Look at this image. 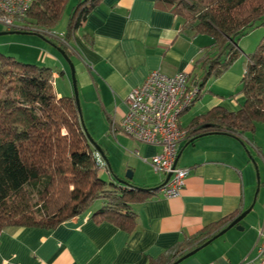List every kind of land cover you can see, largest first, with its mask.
<instances>
[{
	"label": "crops",
	"instance_id": "1",
	"mask_svg": "<svg viewBox=\"0 0 264 264\" xmlns=\"http://www.w3.org/2000/svg\"><path fill=\"white\" fill-rule=\"evenodd\" d=\"M3 31L8 29L0 28ZM211 43L209 35L185 30L182 19L159 0H99L89 11L66 44L67 55L89 129H108L115 139L110 145L99 143L112 173L114 162H121L132 172L130 184L156 188L163 182L164 174L155 173L150 164L159 148L117 133L125 97L152 70L199 74L196 60ZM246 54L242 50L225 72L207 80L200 96L183 112L190 116L186 122L216 105L239 107L241 95L232 94L245 68L236 63L243 60L245 65ZM60 57V62H49L57 64L63 75L59 81L54 71L53 89L57 95H72L71 73ZM241 138L244 144L228 134L182 141L177 165L189 172L180 194L166 198L155 192L134 202L137 215L132 231L95 222L93 208L51 229L8 227L0 234V264H148L205 225L230 214L236 217L250 206L238 223L241 229L229 228L178 264H256L255 245L264 222V192H260L264 190V124L257 123L252 134Z\"/></svg>",
	"mask_w": 264,
	"mask_h": 264
},
{
	"label": "trees",
	"instance_id": "2",
	"mask_svg": "<svg viewBox=\"0 0 264 264\" xmlns=\"http://www.w3.org/2000/svg\"><path fill=\"white\" fill-rule=\"evenodd\" d=\"M98 1L77 0L68 12L66 31L55 35L52 28L69 0H33L26 15L17 18L20 27L16 29L40 33L68 54L66 44ZM159 2L182 19L185 30L212 39L196 60L201 72H189L199 88L195 100L208 79L220 76L240 56V38L264 25V0ZM245 56L238 109L216 105L193 117L185 126V140L228 134L243 142L241 137L252 134L257 123L264 124V38ZM54 71L0 52V234L12 226L51 229L91 208L95 222H111L130 232L137 215L133 203L145 200L159 186L123 185L111 176L108 163L104 168L109 178L100 176L97 150L82 126L74 96L57 95ZM234 218L230 214L205 225L148 264H171Z\"/></svg>",
	"mask_w": 264,
	"mask_h": 264
},
{
	"label": "built area",
	"instance_id": "3",
	"mask_svg": "<svg viewBox=\"0 0 264 264\" xmlns=\"http://www.w3.org/2000/svg\"><path fill=\"white\" fill-rule=\"evenodd\" d=\"M32 2L0 0V23L7 29L19 28L17 18L26 15ZM198 92L199 88L188 72L167 75L156 69L125 97L126 110L118 128L135 141L159 148L150 164L155 173L165 177L170 173L168 180H163L156 191L166 198L180 194L189 172L187 167L175 164V160L179 144L188 136V129L180 124V116L194 103ZM95 158L97 164L104 167L98 152ZM255 252L256 264H264V222Z\"/></svg>",
	"mask_w": 264,
	"mask_h": 264
},
{
	"label": "rangeland",
	"instance_id": "4",
	"mask_svg": "<svg viewBox=\"0 0 264 264\" xmlns=\"http://www.w3.org/2000/svg\"><path fill=\"white\" fill-rule=\"evenodd\" d=\"M76 2H77V0H69V2L67 3L65 11L62 13V15L60 16L57 23L53 26L52 33H54L55 35H60L64 31H66L67 23H68V12H69L71 6L76 4ZM0 28H2L3 30L6 29V27L1 23H0ZM262 38H264V25H260L258 27L251 29L246 35L241 37L240 40L238 41V47L241 50H243L245 53H251L257 47V45L260 43ZM0 52L4 53L6 55L14 56L17 60L25 62V63H35V64H39V65L50 66L53 69H55L56 72H58V80L59 81L63 80L62 79L63 75H60L61 68L56 67L57 64L55 66L54 65L55 63L54 64L49 63V62L53 63V60L55 62H60L59 57L62 54L59 52L58 48L53 45V43H51L49 40H47L44 37H40L37 34H32V33L0 34ZM53 56L56 60L53 58ZM64 61H65V64H67V68L70 71V69H71L70 64L68 63L67 60L64 59ZM242 61L243 60H237L236 64L238 66H240V68H241V66L243 68H245V65H243ZM59 64L61 66V63H58V65ZM242 72L244 73V70ZM239 91H240V86L237 89V91L234 92L232 95L239 94L238 93ZM240 101L242 102V98ZM82 117H83V122H84V125H85L88 133L90 134V136L92 137V139L95 142H97L98 144L101 143L102 145H110V141L115 143L114 142L115 139L113 138V134L111 132L108 133V129H107V132H105V130H102L101 128L100 129L99 128H97V129L91 128V130H90L89 126H88L87 117H85L83 113H82ZM189 117H190L189 114H187V113L183 114L181 116V120L185 123L189 119ZM187 123L188 122H186L185 124L187 125ZM258 124H262V123H258ZM117 133L124 134L121 130L118 131ZM94 137H98L99 141ZM116 156H119V155L117 154ZM116 158H119V157H116ZM118 163H119V161H118ZM114 167H115L114 173H116V174L113 173L111 176L114 177V176L118 175L119 177L122 176L121 178L124 179L126 173L129 171V169L124 168V165L121 162L119 164L114 162ZM99 174L104 179L109 178V174L107 173L106 169L103 166H102V168L99 169ZM131 181L134 182L133 176L131 178ZM260 192H264V190H261ZM94 203L98 204L99 200H96Z\"/></svg>",
	"mask_w": 264,
	"mask_h": 264
},
{
	"label": "water",
	"instance_id": "5",
	"mask_svg": "<svg viewBox=\"0 0 264 264\" xmlns=\"http://www.w3.org/2000/svg\"><path fill=\"white\" fill-rule=\"evenodd\" d=\"M2 33H32V34H37L38 36L40 37H44L43 35H41L40 33H36V32H32V31H23V30H19V29H13V30H8V31H3V32H0V34ZM45 38V37H44ZM54 45V44H53ZM55 47L58 48L59 52L62 54L61 56L68 61V63L70 64V72H71V83H72V89H73V96H74V99H75V103H76V106H77V109H78V112H79V115H80V120H81V123H82V126L86 132V135L89 139V141L93 144V146L95 147V149L97 150V152L101 155V157L105 160L106 163H108V160H107V157L105 156L101 146L95 142L92 137L90 136V134L88 133L85 125H84V122H83V117H82V111H81V106H80V100H79V94H78V88H77V84H76V78H75V73H74V67H73V64L69 58V56L66 54L65 50L62 49L61 47L59 46H56L54 45ZM178 157H179V152L177 154V157H176V160H175V164H177V160H178ZM252 162L253 159L252 157L250 156ZM116 178L117 181H119L121 184L123 185H128L129 182L127 181L128 179H131L132 178V172L131 170H129L126 175H125V178H119L117 176H114ZM170 177V173L166 175L165 179H164V182L168 180V178ZM251 208V206H250ZM250 208H247L245 210H243L239 215H237L233 220H231L227 226H225L224 228H222L219 232H217L214 236H212L210 239H208L206 242L202 243L201 245H199L198 247L186 252L185 254H183L182 256H180L177 260H175L174 262H172L171 264H178L180 263L181 261H183L184 259L188 258L189 256L193 255L194 253H196L199 249H201L202 247L206 246L208 243H210L212 240H214L215 238L219 237L220 235H222L223 233H225L229 228L231 227H236L238 229H241L242 227L239 226V222L241 221V219H243V217H245V215L249 212Z\"/></svg>",
	"mask_w": 264,
	"mask_h": 264
}]
</instances>
